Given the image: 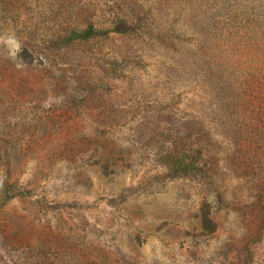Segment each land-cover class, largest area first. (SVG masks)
<instances>
[{
    "label": "rangeland",
    "instance_id": "obj_1",
    "mask_svg": "<svg viewBox=\"0 0 264 264\" xmlns=\"http://www.w3.org/2000/svg\"><path fill=\"white\" fill-rule=\"evenodd\" d=\"M117 1L0 0V264H264L262 96L235 88L215 113L189 5ZM134 3L150 36L68 42ZM194 115L216 126L206 174L173 177L163 155Z\"/></svg>",
    "mask_w": 264,
    "mask_h": 264
},
{
    "label": "trees",
    "instance_id": "obj_2",
    "mask_svg": "<svg viewBox=\"0 0 264 264\" xmlns=\"http://www.w3.org/2000/svg\"><path fill=\"white\" fill-rule=\"evenodd\" d=\"M170 1L172 5H169V9L173 15H180L181 11L185 10V4L189 5L193 32L199 38L194 45L195 57L192 67L203 75V82L211 89H216L218 96L221 94L224 103L227 102L225 105L216 102L215 113L227 109V116H232L237 107L234 104L236 102L231 101L235 88L238 89L236 94L240 102L255 96H262L264 100V0ZM114 3L122 10V5L117 4L118 1L115 0ZM148 15L149 10H144L141 4L134 3L131 9L123 11L122 17L110 22L108 29L101 31L93 25H88L81 31L70 32L68 42L87 40L95 35L107 33L150 36L153 21L149 20ZM154 28L159 30L155 31V34L162 36L163 31L170 29L166 25H155ZM171 30L176 33V38L182 34L180 30ZM240 122L243 123L238 128L239 135L243 134L247 126L243 117ZM229 123L221 122L220 126L224 132L233 128ZM185 124V132L163 155L162 166L173 177L196 172L206 174L205 154L201 146L209 143V138L217 133L216 126H209L200 115L192 116ZM202 135H206L208 140L200 141ZM193 144H199L198 149L193 150ZM240 145V141L233 142V146ZM202 162L204 164L201 166Z\"/></svg>",
    "mask_w": 264,
    "mask_h": 264
}]
</instances>
